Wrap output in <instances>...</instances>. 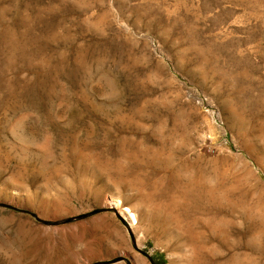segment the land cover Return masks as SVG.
Masks as SVG:
<instances>
[{"label": "rangeland", "instance_id": "1", "mask_svg": "<svg viewBox=\"0 0 264 264\" xmlns=\"http://www.w3.org/2000/svg\"><path fill=\"white\" fill-rule=\"evenodd\" d=\"M154 263L264 264V0H0V264Z\"/></svg>", "mask_w": 264, "mask_h": 264}, {"label": "bare ground", "instance_id": "2", "mask_svg": "<svg viewBox=\"0 0 264 264\" xmlns=\"http://www.w3.org/2000/svg\"><path fill=\"white\" fill-rule=\"evenodd\" d=\"M123 217H125L130 224L135 223L136 217L133 212H131L128 208H125V210L121 213Z\"/></svg>", "mask_w": 264, "mask_h": 264}, {"label": "trees", "instance_id": "3", "mask_svg": "<svg viewBox=\"0 0 264 264\" xmlns=\"http://www.w3.org/2000/svg\"><path fill=\"white\" fill-rule=\"evenodd\" d=\"M155 264V263H154Z\"/></svg>", "mask_w": 264, "mask_h": 264}]
</instances>
